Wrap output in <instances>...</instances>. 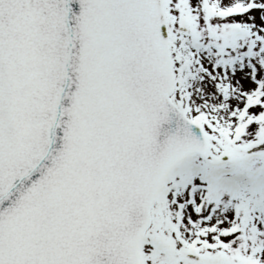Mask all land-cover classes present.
<instances>
[{
  "label": "snow or ice",
  "instance_id": "6c2138e0",
  "mask_svg": "<svg viewBox=\"0 0 264 264\" xmlns=\"http://www.w3.org/2000/svg\"><path fill=\"white\" fill-rule=\"evenodd\" d=\"M0 264H264V0H0Z\"/></svg>",
  "mask_w": 264,
  "mask_h": 264
}]
</instances>
